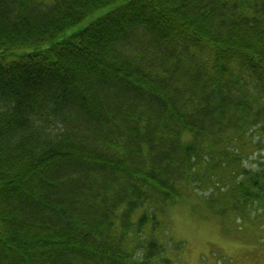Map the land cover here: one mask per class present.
Returning a JSON list of instances; mask_svg holds the SVG:
<instances>
[{
  "label": "trees",
  "instance_id": "trees-1",
  "mask_svg": "<svg viewBox=\"0 0 264 264\" xmlns=\"http://www.w3.org/2000/svg\"><path fill=\"white\" fill-rule=\"evenodd\" d=\"M187 196L264 222V0H0V264H175Z\"/></svg>",
  "mask_w": 264,
  "mask_h": 264
},
{
  "label": "rangeland",
  "instance_id": "rangeland-1",
  "mask_svg": "<svg viewBox=\"0 0 264 264\" xmlns=\"http://www.w3.org/2000/svg\"><path fill=\"white\" fill-rule=\"evenodd\" d=\"M211 195L205 192L200 197L206 200ZM184 200L170 206L163 217L167 234L162 235L174 245L183 244L175 264H264V222L250 218L241 224L232 217L233 224L226 220V226L196 197Z\"/></svg>",
  "mask_w": 264,
  "mask_h": 264
},
{
  "label": "bare ground",
  "instance_id": "bare-ground-1",
  "mask_svg": "<svg viewBox=\"0 0 264 264\" xmlns=\"http://www.w3.org/2000/svg\"><path fill=\"white\" fill-rule=\"evenodd\" d=\"M107 10L108 9H103V10H101V11H98V13H96L97 15H103L104 13H106L107 12ZM184 198H186V197H182L179 201H178V203L177 204H180L181 202H183V201H185L184 200ZM122 207H124V211H123V216H124V218L125 219H130V214H131V212H132V206L130 205V206H128V204L127 203H123L122 204ZM137 213L135 212V215H136ZM165 233V232H164ZM167 233V232H166ZM180 244H182V243H180ZM179 244V245H180ZM183 245V244H182Z\"/></svg>",
  "mask_w": 264,
  "mask_h": 264
}]
</instances>
